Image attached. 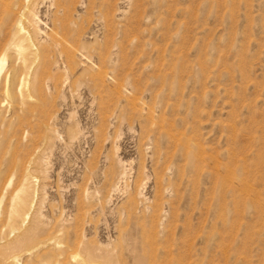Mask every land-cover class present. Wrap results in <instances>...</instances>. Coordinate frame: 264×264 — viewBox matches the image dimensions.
Masks as SVG:
<instances>
[{"label": "rangeland", "instance_id": "1", "mask_svg": "<svg viewBox=\"0 0 264 264\" xmlns=\"http://www.w3.org/2000/svg\"><path fill=\"white\" fill-rule=\"evenodd\" d=\"M21 3L0 264H264V0Z\"/></svg>", "mask_w": 264, "mask_h": 264}, {"label": "bare ground", "instance_id": "2", "mask_svg": "<svg viewBox=\"0 0 264 264\" xmlns=\"http://www.w3.org/2000/svg\"><path fill=\"white\" fill-rule=\"evenodd\" d=\"M24 1V0H23ZM56 1V0H55ZM22 0H0V10L2 9H8L7 11V16H10V19L13 17L14 20L12 21L13 23L9 25V23L7 25H9L7 28V26L5 25L6 20L4 19H0V21L3 22V25H0V75H2V66H3V61L6 59H9L10 61H18L21 60V62L24 64L26 62H30V64H28V67H24L23 69H19L17 67V69L14 67V69H12V76L13 79H15V77L17 76V74L19 72H21L19 75H23L25 74L23 77L29 76L27 74V68H30V66H32V64L34 63L35 60H30L29 56H35L36 58H38L37 56H39V54L42 53V50H40V46L39 45H35L33 42V44H31V38L26 30V26L24 27V23L21 19L22 17H26V13L25 15L22 13L24 8V5L21 3ZM54 4V3H53ZM56 5V4H55ZM57 8V7H56ZM50 9V8H49ZM55 9V8H54ZM64 9V8H63ZM56 10V9H55ZM15 11V12H14ZM17 11V12H16ZM65 11V10H64ZM3 12V11H1ZM4 13V12H3ZM2 13V14H3ZM14 13V14H13ZM29 13V12H28ZM2 14H0L2 16ZM0 16V17H1ZM28 17V15H27ZM26 17V18H27ZM36 18V16H35ZM9 19V18H8ZM9 19V21H10ZM25 19V18H24ZM30 19V18H29ZM53 20V19H52ZM8 22V21H7ZM27 23V22H26ZM63 25V24H62ZM60 27V26H58ZM64 27V26H62ZM54 29V28H53ZM60 29V28H57ZM64 29V28H63ZM29 30V29H28ZM61 30V29H60ZM59 30V31H60ZM54 30L50 31L48 34V39H49V46L51 48H55L56 49V53L59 56H62L64 58V62L68 63V61L70 60V56L68 54V52H66L67 50H64V48L61 46L62 38L60 39V37L58 36L57 38V32L53 33ZM61 32V31H60ZM63 32V31H62ZM47 33V32H46ZM64 34V33H63ZM68 34V33H67ZM31 35V33H30ZM61 35V34H58ZM63 37V35H62ZM33 39V38H32ZM64 39V38H63ZM62 40V41H61ZM33 41V40H32ZM47 42V43H48ZM36 43V42H35ZM37 44V43H36ZM46 46V45H45ZM64 46V45H63ZM35 47V48H34ZM37 47V48H36ZM33 48H34V52H33ZM42 48V47H41ZM51 49V50H53ZM46 50V49H45ZM55 53V54H56ZM35 58V59H36ZM8 60V61H9ZM9 61V62H10ZM20 62V61H19ZM21 63V64H22ZM18 64V63H17ZM50 64V63H49ZM69 64V63H68ZM13 65V64H12ZM16 66V65H15ZM22 66V65H21ZM35 66V65H34ZM11 67V66H10ZM22 68V67H21ZM32 69V68H31ZM8 70V69H7ZM30 70V69H29ZM33 70V69H32ZM31 71V70H30ZM10 73V72H8ZM29 73V72H28ZM5 75V74H4ZM31 75V74H30ZM9 76V75H8ZM7 76V77H8ZM110 76V75H109ZM1 77V76H0ZM21 77V76H20ZM30 77V76H29ZM22 78V77H21ZM44 78V77H43ZM24 79V78H23ZM109 80V79H108ZM26 82V81H25ZM23 83V82H22ZM26 94V93H25ZM153 124V123H152ZM158 185V184H157ZM27 196V193H25V197ZM22 201H20L15 208L13 209L12 213H11V220H15L18 218L19 214H20V209L23 206V203H21ZM28 215V214H27Z\"/></svg>", "mask_w": 264, "mask_h": 264}]
</instances>
